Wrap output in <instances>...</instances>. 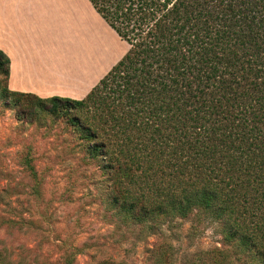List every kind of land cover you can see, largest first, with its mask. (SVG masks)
<instances>
[{
    "label": "trees",
    "instance_id": "trees-1",
    "mask_svg": "<svg viewBox=\"0 0 264 264\" xmlns=\"http://www.w3.org/2000/svg\"><path fill=\"white\" fill-rule=\"evenodd\" d=\"M89 2L128 44L121 60L83 100L11 94L54 113L122 110L111 119L121 138L89 147L106 161L120 213L137 223L194 216L198 227L206 217L234 255L264 264V0ZM9 72L0 50L6 83ZM72 121L90 142L103 131ZM139 145L164 156L159 181L136 164Z\"/></svg>",
    "mask_w": 264,
    "mask_h": 264
},
{
    "label": "rangeland",
    "instance_id": "rangeland-1",
    "mask_svg": "<svg viewBox=\"0 0 264 264\" xmlns=\"http://www.w3.org/2000/svg\"><path fill=\"white\" fill-rule=\"evenodd\" d=\"M119 45L123 52L126 42ZM11 92L0 73V264H251L206 217L200 227L194 216L137 223L114 206L112 175L89 147L121 138L111 121L122 110L105 111L103 120V102L54 113L50 104ZM74 119L103 131L90 142ZM136 152V164L159 181L153 171L164 156L144 145Z\"/></svg>",
    "mask_w": 264,
    "mask_h": 264
},
{
    "label": "crops",
    "instance_id": "crops-1",
    "mask_svg": "<svg viewBox=\"0 0 264 264\" xmlns=\"http://www.w3.org/2000/svg\"><path fill=\"white\" fill-rule=\"evenodd\" d=\"M119 41L89 0H0L12 92L83 100L125 55Z\"/></svg>",
    "mask_w": 264,
    "mask_h": 264
}]
</instances>
